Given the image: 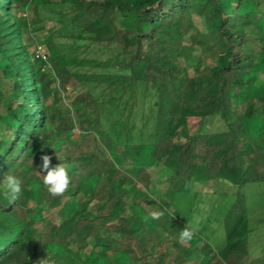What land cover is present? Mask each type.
Here are the masks:
<instances>
[{"label": "trees", "instance_id": "16d2710c", "mask_svg": "<svg viewBox=\"0 0 264 264\" xmlns=\"http://www.w3.org/2000/svg\"><path fill=\"white\" fill-rule=\"evenodd\" d=\"M61 1L72 7L69 32L58 36L65 43L47 39L57 50L42 58L23 39L43 29L37 9L49 0H0V65L18 100L0 94V182H23L16 203L0 188V264H264V250L250 251L246 201L249 185L264 184V0ZM90 49L109 57H78ZM71 79L88 88L62 104ZM97 85L116 95L114 111L125 94L149 92L151 136L128 141L131 108L108 126ZM43 155L69 169L63 194L44 185ZM157 168L168 172L159 196L150 190ZM195 181L235 192L182 240L199 211ZM144 203L162 215L153 219ZM209 224L220 227L218 243L205 236Z\"/></svg>", "mask_w": 264, "mask_h": 264}, {"label": "rangeland", "instance_id": "374dc122", "mask_svg": "<svg viewBox=\"0 0 264 264\" xmlns=\"http://www.w3.org/2000/svg\"><path fill=\"white\" fill-rule=\"evenodd\" d=\"M72 7L70 4L62 2L61 0H49V3L40 5L37 9L38 16L42 21L43 29L41 31H29L25 33L24 36V43L29 46V50L33 51L35 55H43L44 57H48L50 54L55 52L56 47L54 43L49 41L52 35L55 37L54 41L56 43H65V41L58 39V36L61 34L62 36L67 35L69 32V28H67V24L69 20L72 18L70 15V11ZM25 14L30 17L31 10L30 8L25 11ZM67 15V17L62 18L61 15ZM69 14V15H68ZM193 23L196 29L203 32L204 31V23L201 18L193 17ZM42 40L45 41L44 46L38 45V42ZM48 42V43H47ZM187 42V40H185ZM70 45L71 43H67ZM66 44V46H67ZM79 45L85 46L87 43H80ZM71 54L70 49H66L65 51ZM72 51V50H71ZM86 54H78V57H84L99 61H105L109 56L106 53L101 51H92L91 49ZM73 56V55H70ZM77 56V55H76ZM99 71L94 69V71ZM78 73H84L93 71V68L85 67L83 69H76ZM191 74V71L189 70ZM264 85V73H261L257 77V85ZM88 88V85H83L77 79H71L70 83L67 87V92L69 95V99H66L62 102V104H69L70 100L79 92H82ZM95 91V96L98 97L99 101L102 103L103 106V118L105 123L109 126L112 123L113 118L120 117L119 111H123V116L121 118L125 119L127 116V111L129 108L132 110V115L129 117V125H130V132H129V142L130 143H140L142 139H148L152 133V121L154 118V112L151 106L152 103V96L149 92H142V89H136V92L133 94H125L120 103H116V108L118 110L114 111L109 108V100L112 97H116L113 91L103 85H97L92 87ZM13 90V78L9 77L2 69L0 65V94L3 97V100L8 101L9 103L15 105L18 100H16L12 95ZM93 91V92H94ZM144 93V97L142 94ZM125 103H127L126 109H124ZM114 106V105H113ZM4 112V108L0 107V113ZM195 121H190V130L193 132L196 129ZM216 127L214 123L213 129ZM153 172V183L150 186V190L159 196V194L165 189L166 185L163 182V178L168 175V172L163 168H157L152 170ZM4 180L0 182V188L3 189ZM231 187L229 184L223 182H216L212 183L210 181H195L192 185V192L198 193V198L195 202V207L199 210L197 214H193L190 217L189 225L191 228L195 230L196 233H202L200 230L199 223L205 222L207 219L208 221L212 219L214 215H209L210 208L216 209L221 203L223 204L224 199L226 196L223 194H228V198L230 199L232 193L235 192V189ZM249 189L246 190V201L249 207V225L251 229V233L249 236V244H250V251L252 254H259L264 250V184H260V186L249 185ZM221 195L223 197H221ZM226 202V200H225ZM224 202V204H225ZM63 204L67 203V199L62 200ZM144 207L149 211L153 212L155 209L151 205L146 203L143 204ZM34 210L30 209L27 212V216L30 218L33 214ZM43 217L47 220L57 222L59 221L58 216L56 215V210H45L43 209ZM209 217V218H208ZM211 229L207 228L205 236H210L213 239V244L218 243L221 239V231L220 227L216 224L214 226L207 225ZM211 230L215 232H210ZM216 240V241H215ZM166 249V247L164 248ZM184 264H193V262L188 261Z\"/></svg>", "mask_w": 264, "mask_h": 264}, {"label": "clouds", "instance_id": "9594fccd", "mask_svg": "<svg viewBox=\"0 0 264 264\" xmlns=\"http://www.w3.org/2000/svg\"><path fill=\"white\" fill-rule=\"evenodd\" d=\"M42 164L40 165V172L43 174V183L47 186L48 191L53 195L63 194L69 187L71 176L69 169L61 164L51 166V157L43 155L41 157ZM22 180L16 175H7L4 177L3 195L8 199L9 203H16L22 195ZM162 215L159 212L151 213L153 219H158ZM194 229L190 227L184 228L180 233L182 240H189L192 238Z\"/></svg>", "mask_w": 264, "mask_h": 264}, {"label": "built area", "instance_id": "2783aa9c", "mask_svg": "<svg viewBox=\"0 0 264 264\" xmlns=\"http://www.w3.org/2000/svg\"><path fill=\"white\" fill-rule=\"evenodd\" d=\"M42 58H45L43 55H41Z\"/></svg>", "mask_w": 264, "mask_h": 264}]
</instances>
